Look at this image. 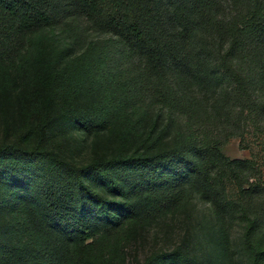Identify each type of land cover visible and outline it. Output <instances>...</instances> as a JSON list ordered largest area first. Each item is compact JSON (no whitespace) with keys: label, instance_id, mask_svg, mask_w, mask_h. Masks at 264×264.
I'll return each instance as SVG.
<instances>
[{"label":"trees","instance_id":"1","mask_svg":"<svg viewBox=\"0 0 264 264\" xmlns=\"http://www.w3.org/2000/svg\"><path fill=\"white\" fill-rule=\"evenodd\" d=\"M108 44L121 57L114 69ZM11 84L0 205L13 215L0 259L17 260L34 228L77 249L102 228L121 248L187 188L222 216L240 214L250 258H264L252 243L264 220L251 200L253 163L222 151L234 137L244 143L248 128L264 139V0H0L3 101ZM130 91L152 103L131 105ZM178 116L186 119L171 147ZM74 137L93 151L107 139L112 153L75 165L63 142Z\"/></svg>","mask_w":264,"mask_h":264},{"label":"rangeland","instance_id":"2","mask_svg":"<svg viewBox=\"0 0 264 264\" xmlns=\"http://www.w3.org/2000/svg\"><path fill=\"white\" fill-rule=\"evenodd\" d=\"M89 38L99 40L100 45L103 40L106 41L103 34H94ZM103 46L104 43L97 47L100 49ZM113 49L112 45H107L106 66L111 69L121 64V57L114 56ZM5 60H9V56H5ZM10 86L12 96L6 101L0 97V146L13 140L18 89L17 85ZM128 95L131 105L152 103L150 96L142 97L143 94L139 92L130 91ZM153 109L151 107V111ZM185 119L178 116L176 125L170 127L168 146H175V136L180 132L177 127L183 126ZM212 127L211 130L214 129ZM181 135L188 133L182 128ZM244 137V143L237 137L230 139L222 151L231 160L252 161L254 169L251 173L254 178L250 184H256L259 188V193L251 198L252 205L264 206V139L256 128H248ZM75 138L69 144L63 141L66 154L75 165L84 166L95 156L112 153L108 152L107 139H102L93 151L79 145L80 139ZM229 193L231 199H240L237 187L231 186ZM12 207L21 209L19 204H12ZM10 211L5 205H0V234L6 231L12 218ZM23 214L21 212L19 216L26 217ZM34 218L38 220L35 212ZM258 225V233L252 243L257 249L264 250V220L258 221ZM138 227V234L122 244L121 248L115 245L113 237L100 228L85 241L81 249L73 245L61 247L52 236H45L34 228L33 242L26 249H21L19 258L11 262L0 259V264H264V258L255 262L249 256L244 237L246 223L241 215L222 216L201 194L188 188L176 205L147 213L145 221Z\"/></svg>","mask_w":264,"mask_h":264}]
</instances>
